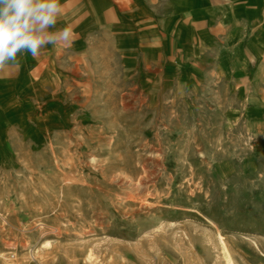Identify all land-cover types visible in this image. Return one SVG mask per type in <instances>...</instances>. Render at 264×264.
Returning a JSON list of instances; mask_svg holds the SVG:
<instances>
[{"label": "rangeland", "instance_id": "rangeland-1", "mask_svg": "<svg viewBox=\"0 0 264 264\" xmlns=\"http://www.w3.org/2000/svg\"><path fill=\"white\" fill-rule=\"evenodd\" d=\"M208 65L197 85L112 69L19 95L0 264H264V54Z\"/></svg>", "mask_w": 264, "mask_h": 264}, {"label": "crops", "instance_id": "crops-1", "mask_svg": "<svg viewBox=\"0 0 264 264\" xmlns=\"http://www.w3.org/2000/svg\"><path fill=\"white\" fill-rule=\"evenodd\" d=\"M60 3L56 29L70 28L72 42L49 44L36 58L18 56V64L0 70V135L19 95L31 99L67 78L96 80L112 69L153 68L171 71V82L197 85L205 81L199 70L206 64L221 74L223 69L244 70L264 54V0Z\"/></svg>", "mask_w": 264, "mask_h": 264}, {"label": "clouds", "instance_id": "clouds-1", "mask_svg": "<svg viewBox=\"0 0 264 264\" xmlns=\"http://www.w3.org/2000/svg\"><path fill=\"white\" fill-rule=\"evenodd\" d=\"M62 12L60 0H0V70L26 53L39 57L49 44H70L72 30L56 29Z\"/></svg>", "mask_w": 264, "mask_h": 264}]
</instances>
